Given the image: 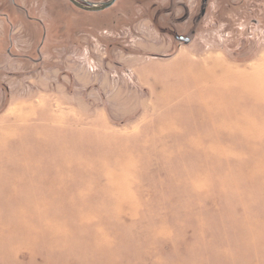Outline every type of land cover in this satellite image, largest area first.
Segmentation results:
<instances>
[{
    "label": "rangeland",
    "instance_id": "374dc122",
    "mask_svg": "<svg viewBox=\"0 0 264 264\" xmlns=\"http://www.w3.org/2000/svg\"><path fill=\"white\" fill-rule=\"evenodd\" d=\"M22 1L0 8V264H264V72L196 80L264 65V0Z\"/></svg>",
    "mask_w": 264,
    "mask_h": 264
},
{
    "label": "crops",
    "instance_id": "0c3cea01",
    "mask_svg": "<svg viewBox=\"0 0 264 264\" xmlns=\"http://www.w3.org/2000/svg\"><path fill=\"white\" fill-rule=\"evenodd\" d=\"M264 65L235 66L230 64H210L198 69L197 81L201 84H261L260 75ZM233 79L236 81L233 82ZM232 82V83H231Z\"/></svg>",
    "mask_w": 264,
    "mask_h": 264
},
{
    "label": "water",
    "instance_id": "95a60500",
    "mask_svg": "<svg viewBox=\"0 0 264 264\" xmlns=\"http://www.w3.org/2000/svg\"><path fill=\"white\" fill-rule=\"evenodd\" d=\"M75 7L87 11V12H101L111 8L117 0H108L104 3H90L85 0H69ZM190 40H185V43H189Z\"/></svg>",
    "mask_w": 264,
    "mask_h": 264
},
{
    "label": "flooded vegetation",
    "instance_id": "af4514ba",
    "mask_svg": "<svg viewBox=\"0 0 264 264\" xmlns=\"http://www.w3.org/2000/svg\"><path fill=\"white\" fill-rule=\"evenodd\" d=\"M69 3H71L69 0H67ZM79 1V0H77ZM87 1V0H85ZM210 0H201V3L203 6H206V4L209 2ZM89 2V1H87ZM92 3V2H90ZM72 4V3H71ZM7 5H11L13 6L14 8H17L19 12H24L27 8V6L25 5V3L22 1V0H0V8L4 7V6H7ZM73 5V4H72ZM74 6V5H73ZM79 9V8H78ZM204 12H205V9H204ZM0 20H2L0 18ZM32 20V19H31ZM176 39L178 41H182V42H185V40H190V38L188 37H184V36H177Z\"/></svg>",
    "mask_w": 264,
    "mask_h": 264
}]
</instances>
